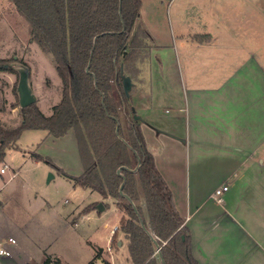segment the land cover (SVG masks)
I'll use <instances>...</instances> for the list:
<instances>
[{
  "label": "crops",
  "instance_id": "0c3cea01",
  "mask_svg": "<svg viewBox=\"0 0 264 264\" xmlns=\"http://www.w3.org/2000/svg\"><path fill=\"white\" fill-rule=\"evenodd\" d=\"M212 1L208 11L194 0L169 3L177 15L171 47L152 32L149 1L142 0L140 23L157 48L172 50L183 109L158 126L148 121L150 110L140 124L198 264H264V5Z\"/></svg>",
  "mask_w": 264,
  "mask_h": 264
},
{
  "label": "trees",
  "instance_id": "16d2710c",
  "mask_svg": "<svg viewBox=\"0 0 264 264\" xmlns=\"http://www.w3.org/2000/svg\"><path fill=\"white\" fill-rule=\"evenodd\" d=\"M14 1L31 26L33 41L52 56L63 91L62 101L51 116L34 104L21 109L24 119L19 127L7 129L0 122V163L25 130L44 129L55 138L74 131L83 174H63L75 186L121 200L117 205L125 216L120 224L133 263L162 264L156 246L142 229L141 218L159 243L166 264H198L189 230L147 148L140 121L134 119L132 98L123 90L122 74L131 77L136 73L135 59L146 43L154 44L140 23L142 0ZM2 63L0 59V71H6ZM89 65L91 73L86 72ZM35 158L43 160L39 155ZM121 167L127 168L122 170L124 193L134 201L139 215L119 194L123 178L117 170ZM52 262L49 259L43 264ZM103 264L112 263L104 260Z\"/></svg>",
  "mask_w": 264,
  "mask_h": 264
},
{
  "label": "rangeland",
  "instance_id": "374dc122",
  "mask_svg": "<svg viewBox=\"0 0 264 264\" xmlns=\"http://www.w3.org/2000/svg\"><path fill=\"white\" fill-rule=\"evenodd\" d=\"M148 1L152 32L164 45L172 47L174 30L170 20L177 16L167 9L172 0H145L146 4ZM162 2L166 8H160ZM194 2L205 11L213 4L212 0ZM151 4L158 7L153 9ZM261 16L258 34L263 47L264 11ZM171 53V49L146 43L134 62L137 72L131 75L134 83L131 98L136 114L145 119L154 110L148 121L156 126L171 123V116L183 109L182 88ZM0 59L7 67L6 71H0L3 126L14 129L24 119L17 91L23 70L29 71L36 107L51 116L53 108L62 101V81L52 56L33 41L31 26L14 0H0ZM36 155L43 160L38 161ZM5 165L7 171L0 172V244L9 246V238H14L16 244L10 246V258L0 256V264H43L49 259L61 264H103L104 260L112 264H134L120 224L125 216L117 205L121 200L75 186L63 174L71 177L83 174L74 131L55 138L44 129L25 130L17 146L6 151L0 171ZM50 175H53L51 179ZM99 204L104 206L102 211L98 210ZM85 209L91 210L86 213ZM116 227L119 229L114 235L112 231Z\"/></svg>",
  "mask_w": 264,
  "mask_h": 264
},
{
  "label": "water",
  "instance_id": "95a60500",
  "mask_svg": "<svg viewBox=\"0 0 264 264\" xmlns=\"http://www.w3.org/2000/svg\"><path fill=\"white\" fill-rule=\"evenodd\" d=\"M96 42V39H95ZM87 73H91L90 72V65L89 67L86 69ZM121 80H122V85H123V90H124V94L127 98L131 97V92L132 89L134 87V83L132 81V78L130 76H126L124 74H122L121 76ZM18 95H19V104L21 109L30 107L31 105H34L37 102V97L36 95L33 93L32 88L30 87L29 84V71L28 70H23L20 72V80H19V85H18ZM103 100H104V94H103ZM133 112L135 113L134 115V119L136 121H142V117L140 115L136 114V109H133ZM116 134L119 136V124L117 126L116 129ZM120 138V137H119ZM129 148H131L128 143L126 141H124L122 138H120ZM134 154L136 155V157L139 160L140 163V159L138 157V154L136 151H133ZM140 164L138 165V167H136L134 170H132L133 172H137L138 168H139ZM127 169L126 167H121L117 170V174L119 176H121L123 178V183L119 189V194L121 197H123L124 199H126L133 207L134 211L137 213V215H139L138 209L134 203V201L124 193V187H125V183H126V178L124 177V175L122 174V170ZM53 177V175H50V179ZM49 179V181H50ZM104 209V206L102 204L98 205V210L102 211ZM140 224L142 226V229L147 233V235L151 238V240L153 241L154 245L157 248L158 254L160 255L161 258V262L162 264H166L163 256H162V252H161V247L159 245V243L157 242V240L154 238V236L149 232V230L146 228L143 220L140 218Z\"/></svg>",
  "mask_w": 264,
  "mask_h": 264
},
{
  "label": "built area",
  "instance_id": "2783aa9c",
  "mask_svg": "<svg viewBox=\"0 0 264 264\" xmlns=\"http://www.w3.org/2000/svg\"><path fill=\"white\" fill-rule=\"evenodd\" d=\"M8 169V166H5L4 168L1 169V173H5ZM228 190L227 186L219 187L215 190V192L212 195V198L215 199L216 201H222V195L224 194L225 191ZM116 227L112 232L117 229ZM7 243L9 246H3L2 243L0 244V256L10 258L12 256V252L10 251V246L16 244V240L14 238H9L7 240ZM49 264H55V263H49Z\"/></svg>",
  "mask_w": 264,
  "mask_h": 264
}]
</instances>
